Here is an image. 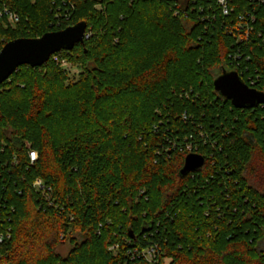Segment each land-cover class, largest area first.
Returning a JSON list of instances; mask_svg holds the SVG:
<instances>
[{"label":"trees","instance_id":"16d2710c","mask_svg":"<svg viewBox=\"0 0 264 264\" xmlns=\"http://www.w3.org/2000/svg\"><path fill=\"white\" fill-rule=\"evenodd\" d=\"M234 6L226 18L215 0H0V51L80 21L93 32L59 53L77 80L50 58L0 83V210L13 227L0 264H149L128 251L151 244L158 264H264V107L237 108L213 85L236 70L264 92V3ZM247 13L254 39L238 41L230 28ZM188 147L205 163L182 176Z\"/></svg>","mask_w":264,"mask_h":264},{"label":"water","instance_id":"95a60500","mask_svg":"<svg viewBox=\"0 0 264 264\" xmlns=\"http://www.w3.org/2000/svg\"><path fill=\"white\" fill-rule=\"evenodd\" d=\"M87 22L80 21L62 30L50 31L35 38H17L7 42L0 51V83L22 65L39 67L46 64L54 53L72 50L84 44ZM214 88L237 108H254L264 103V92L249 87L236 71H225L213 82ZM205 157L190 153L180 171L182 176L202 167ZM130 236L134 234L130 231Z\"/></svg>","mask_w":264,"mask_h":264},{"label":"built area","instance_id":"2783aa9c","mask_svg":"<svg viewBox=\"0 0 264 264\" xmlns=\"http://www.w3.org/2000/svg\"><path fill=\"white\" fill-rule=\"evenodd\" d=\"M234 1L235 0H215V5L218 8V10L221 12V14L224 17L228 18V17H231L235 13L236 8L234 6ZM255 1L259 3H264V0H255ZM4 11L9 17L10 22L14 23L19 20L18 16L15 13H13L9 8H5ZM207 18L210 21H213L216 19V15L215 14L211 16L207 15ZM238 18H239V21L237 22V25L233 26L234 28L232 26L230 28L231 32H237L238 41L254 39L252 38V34L254 33L253 24L256 22V15L254 13L240 14ZM92 35H93V32L91 30L86 29L85 41L88 40ZM259 35L261 36L262 32H259ZM59 53L60 51L57 53H54L51 56L53 61L65 71L72 72L73 71L72 65H75V64L69 61L66 57L61 56ZM242 56L243 55L241 54H236L237 59L241 58ZM236 72L239 74L243 82H245L249 87L254 88L253 87L254 82H253L252 75H250L248 78V81H250V83L248 84L243 79L242 74L239 73L238 71ZM259 105L264 107V103L259 104ZM241 109H245V108H241ZM27 148L29 150L28 155H29L30 163L31 165H34L35 162L39 158V153L37 150L31 148L30 143H27ZM188 152H189L188 154L197 153L193 151L191 147H188ZM33 188L36 190V192L39 193L42 199L43 205H47L50 207L55 205L53 189L42 178H37L34 180ZM11 222H12L11 215L9 214L5 215L4 211L0 210V244L4 243L5 241H7L8 239L12 237L13 227H12ZM126 242H129V241L126 240ZM117 248H118V244L110 246V250L115 251V252L117 251ZM159 254H160V249L158 245L156 244H151L150 246L145 247V248L135 247L128 251V256L131 260L143 259L149 264H158Z\"/></svg>","mask_w":264,"mask_h":264},{"label":"rangeland","instance_id":"374dc122","mask_svg":"<svg viewBox=\"0 0 264 264\" xmlns=\"http://www.w3.org/2000/svg\"><path fill=\"white\" fill-rule=\"evenodd\" d=\"M72 68H73V71L70 72L69 75H70L71 79H76L80 73V68H78V66H75V65H72ZM71 248H72V244L69 241H66L65 243L60 244L57 247V252L59 254H61L62 256H67ZM259 248H260V250H264V239L259 243ZM167 262H169V261H167Z\"/></svg>","mask_w":264,"mask_h":264}]
</instances>
